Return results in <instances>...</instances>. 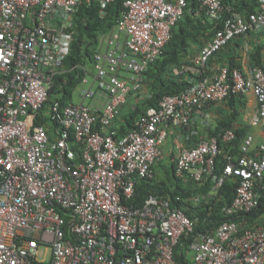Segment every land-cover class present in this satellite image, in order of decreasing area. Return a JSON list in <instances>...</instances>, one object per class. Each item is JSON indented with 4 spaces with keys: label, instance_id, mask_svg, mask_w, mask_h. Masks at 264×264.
<instances>
[{
    "label": "built area",
    "instance_id": "built-area-1",
    "mask_svg": "<svg viewBox=\"0 0 264 264\" xmlns=\"http://www.w3.org/2000/svg\"><path fill=\"white\" fill-rule=\"evenodd\" d=\"M92 1L0 0V264H177L176 249L188 235L192 264H264V218H249L264 191V143L254 150L251 134L215 176L217 186L239 183L224 208L237 218L212 233H195V220L171 198L132 203L137 183L155 177L170 124L193 131L195 111L252 92L251 123L264 127V65L247 72L224 66L214 78L205 76L210 60L235 38L264 31V0L249 13L225 0H196L222 23L178 70L202 79L164 96L122 136L110 128L130 96L145 88V72L163 55L189 0H125L116 26L99 39L96 86L79 87L81 103L74 101L78 88L72 101L49 103L71 53L73 16ZM113 1L99 0L102 15ZM84 69L81 86L89 83ZM235 138L228 130L221 140L212 136L182 149L176 176L204 182L214 173L220 141ZM43 248L50 261L42 259Z\"/></svg>",
    "mask_w": 264,
    "mask_h": 264
},
{
    "label": "trees",
    "instance_id": "trees-1",
    "mask_svg": "<svg viewBox=\"0 0 264 264\" xmlns=\"http://www.w3.org/2000/svg\"><path fill=\"white\" fill-rule=\"evenodd\" d=\"M124 1L114 0L106 9L105 15L101 14L99 0H93L91 4L82 2L79 5L73 16L71 26L74 33L71 53L64 62L65 72L55 78L50 89L49 103L53 100H61L65 103L73 100L74 91L81 84L83 77L86 76L84 67L93 68L94 54L99 47V39L116 26L124 10ZM250 1V4H244L240 0H225L236 12L240 13L257 10L259 0ZM221 25V21H214L208 17L206 9L200 3L196 0H189L186 13L173 28L172 38L163 55L151 64L145 72L148 94L130 110L125 109L126 113L123 115V120L120 119L119 128L113 129L117 136H122L131 130L136 121L150 108H158L164 96L182 93L191 87L192 80L202 79V76L197 73L176 74L174 68L181 70L183 65L190 64L188 58L194 52V48L212 39ZM263 65L260 55L255 54L252 66ZM228 67L233 69L238 66L233 63ZM207 71L208 69L205 76H207ZM187 76L190 77L187 78ZM240 95L233 94L228 98L231 106L239 100ZM235 119V112L232 111L228 119L221 121L219 126L210 134V137L216 136L220 140L228 130H233L236 134V138L232 142L220 141L222 152L217 158L213 175L206 178L202 183L192 181L190 186L185 188L182 185V179L176 176L175 165L173 164V167H167L165 179L158 178L156 174L153 179L140 180L136 185L132 203L135 206H141L150 195L171 198L175 204L177 203L184 208L185 213L190 218L195 220V233H212L223 221L236 219L237 217L226 216L224 208L232 203L238 187V180L230 179L219 186L216 185L215 180V176H220L227 164V155L238 153L241 143L247 135L245 128L234 126L233 120ZM199 195L203 196V199L196 202L195 198ZM177 197H181L182 201L178 202ZM260 200L259 208L253 215L249 216L251 220L264 218V191ZM192 238L193 235L183 237L181 244L176 249L177 264H192L190 258Z\"/></svg>",
    "mask_w": 264,
    "mask_h": 264
},
{
    "label": "crops",
    "instance_id": "crops-1",
    "mask_svg": "<svg viewBox=\"0 0 264 264\" xmlns=\"http://www.w3.org/2000/svg\"><path fill=\"white\" fill-rule=\"evenodd\" d=\"M240 1H242L244 4L251 3L250 0ZM259 7L260 3L258 2V8ZM204 44L194 48V52L188 58L190 62L199 55L201 49L204 47ZM255 54L260 55L261 62L264 64V31L252 32L247 36L235 38L219 54L212 58L207 67V76L209 78H214L216 75H218L222 67L229 66L233 63L237 64L238 67L236 68L247 72L249 68L252 67L253 56H255ZM178 70V68H174L176 74H189L188 72H179ZM189 77L190 76H187V78ZM145 90L146 93L142 96V98L148 94L147 83L143 91L145 92ZM139 94L140 93L133 94L130 96L132 98H129V100L133 99L134 96H138ZM126 108V105L122 108L121 120H123V115L125 114ZM232 111H234L236 115V119L233 120L234 126L236 128H245L247 135L251 134L254 136L255 141L253 147L254 150H256L260 144L264 143V127L255 126L251 123V120L257 111V102L255 95L252 92H248L241 94L239 100L234 102L232 106L229 102V99L227 98L221 102L210 103L195 111L193 115V121L195 124L193 131H190L184 127L170 124L168 126L167 140L160 148V159L155 165L156 169L154 167V170H156L155 176L158 171L160 172V167L163 164L166 165V163H170L168 166L173 167V164L175 165L176 159L182 149L195 146L200 141L210 138V134L219 126L221 121L228 119V116L232 114ZM121 120H116L110 129H118ZM161 179H165V177L161 176ZM181 179L182 185L185 188L190 186V183L192 182L191 179Z\"/></svg>",
    "mask_w": 264,
    "mask_h": 264
},
{
    "label": "rangeland",
    "instance_id": "rangeland-1",
    "mask_svg": "<svg viewBox=\"0 0 264 264\" xmlns=\"http://www.w3.org/2000/svg\"><path fill=\"white\" fill-rule=\"evenodd\" d=\"M121 39H124V35H122L121 36ZM87 68H88V70H89V73H90V75L88 76V79H89V83L88 84H83L82 86H81V84L79 85V87L81 88V87H84V88H89L90 86H91V84L92 83H94V85L96 86V82H95V75H96V72H95V70H94V68H90V67H88L87 66ZM79 87H78V89L76 90V92H75V99H74V101H75V103H81L82 102V98L80 97V89H79ZM146 93V90H145V92L144 91H142L138 96H134L133 97V99H130V100H128V102H127V104H126V106H127V108H126V110H130L131 108H133L134 106H135V104L137 103V102H139V101H142L143 99H144V97L142 98V96L144 95ZM130 98H132V97H130ZM138 100V101H137ZM126 113V112H125ZM122 118V111H121V114H120V117L117 119V121L118 120H120ZM168 164L170 165V163H166V165H162L160 168H161V170H160V172L158 171V173H157V177L158 178H160L161 176H164L165 177V174H166V170H167V166H168ZM166 167V168H165ZM199 200H201V199H203V196H198L197 197ZM42 253H43V256L44 257H42V259H44V260H47V261H50L51 260V256H50V252H49V250L48 249H42ZM190 258H192V252H191V254H190Z\"/></svg>",
    "mask_w": 264,
    "mask_h": 264
}]
</instances>
